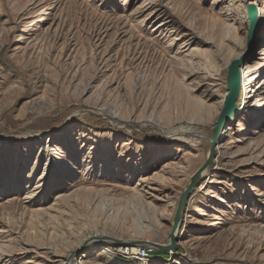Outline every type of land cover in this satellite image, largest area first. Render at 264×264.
<instances>
[{
    "label": "rangeland",
    "instance_id": "374dc122",
    "mask_svg": "<svg viewBox=\"0 0 264 264\" xmlns=\"http://www.w3.org/2000/svg\"><path fill=\"white\" fill-rule=\"evenodd\" d=\"M245 7L0 0V264H264V0L252 35ZM238 57L250 96L174 232L207 146L164 132L212 130Z\"/></svg>",
    "mask_w": 264,
    "mask_h": 264
},
{
    "label": "bare ground",
    "instance_id": "6f19581e",
    "mask_svg": "<svg viewBox=\"0 0 264 264\" xmlns=\"http://www.w3.org/2000/svg\"><path fill=\"white\" fill-rule=\"evenodd\" d=\"M248 7L252 8V12H251L252 15H250V17H248V10H247ZM245 8H246L245 9V19H246V21L248 23H252V25L254 23V27H255L256 24H259L261 22V15L263 14V12L261 10L259 11V0H246V7ZM256 40H257V38H256ZM242 60H243V58L238 57L237 59H235L234 61H232L230 63L228 68L231 66V64L233 62H235L236 64L239 62L240 65H242ZM237 66H238V64H237ZM245 69H246V67H245ZM237 75H238V78L236 79V81L234 79V83H232L233 86L230 89H227V87H226V96H224V100H223V103H222L221 111H222V109L224 107L226 99H228L229 102L231 104H233V106H235L237 108L236 101L238 99L239 93L241 91L244 92V91L249 89V87L245 84V70L243 69V67L241 68V66L240 67L238 66V74ZM253 76H254V78H256L258 76V74L256 73ZM250 86H252V85H250ZM254 87L255 86H253V88ZM255 89L257 90L256 87H255ZM250 93H251V91L248 90L247 91V97H245V99L250 96V95L248 96V94H250ZM240 95H241V93H240ZM232 109H233V107H232ZM232 109L229 110V112H227L226 114H224L225 117H224V119L222 121V122H224V124H223V126L221 127V129L219 131V136H218V138L216 140V148H214V154L219 151V149H220L219 146L221 144L220 141H221L222 137L226 133V132H224L223 127L227 123H230L232 120L235 121L236 117L238 116L239 111H241L240 109H238L236 114H235V110L236 109L234 111H232ZM221 111H220L219 115L221 114ZM231 111H232V113H231ZM104 115H107V116L111 117L112 114L109 113V112H104ZM216 126H217V120L215 121V125H214L213 128H215ZM206 131L207 130H205L200 125L189 124L188 126H186V128H179V129H176L175 131H165L164 134L172 137V139H174V140H180V141L182 140L183 143H186V144L190 145V147L194 146L198 142L199 138L202 137V141H203L205 149H206V146H208V141L210 140V136H211L210 135L211 131L209 130L207 133H206ZM190 143H192V144H190ZM178 150H179V148H178ZM206 155H207V152H206ZM205 161H206V159L204 160V163L202 164V166L196 171V173L190 179V181L194 180L193 184H196V183L200 182L203 179V177L205 176V174H207V173L209 174L211 171H213V165H214L215 161L213 160V157H212L211 160L209 161V163H211V166H210L209 170H207L205 173H203L202 176L197 177L198 172L202 169L203 165H205ZM190 181H189V183H190ZM203 190H204L203 189V184H201L199 192H202ZM178 224H179V220H178V222H177V219L172 220L171 227L174 229V232L176 231V228H177ZM174 232L170 236V239H172V240L175 239L174 237H175L176 233L174 234ZM99 237L100 238H98V236L92 237L91 238L92 242L100 239V241H98V243L100 244L101 240L103 238L104 239L106 238L105 236H99ZM103 242H101V243H103ZM167 246H168V244H167ZM136 247H137V245L131 244L129 247L126 248V251L127 252L135 251ZM93 249H95V248H93ZM167 250H169V248H167ZM71 257L72 256L69 254L68 256H66V258L63 261H60V262H55L54 261L52 263H56V264H75Z\"/></svg>",
    "mask_w": 264,
    "mask_h": 264
},
{
    "label": "water",
    "instance_id": "95a60500",
    "mask_svg": "<svg viewBox=\"0 0 264 264\" xmlns=\"http://www.w3.org/2000/svg\"><path fill=\"white\" fill-rule=\"evenodd\" d=\"M247 10H248V17H250V15H252V13H251L252 8L248 7ZM250 25H251L250 35H252V33H254V31H253L254 23H253V25H252V23H250ZM237 64L239 67L241 66L239 62ZM237 64L235 62H233L227 70V76H226V87H227V89H230L233 86L232 83H234V79L236 81V79L238 78V75H237L238 74V66H237ZM232 107H233V109H232ZM231 109H232V111H234L236 109V107L233 106V104H231L228 99H226L224 107L221 111V114L217 118V126L215 128H213L210 132L211 136H210V140L208 141L205 165H203L202 169L198 172L197 177L202 176L203 173H205L207 170H209V168L211 166V163H209V161L211 160L212 157H214V148L216 147V140L219 136V131L224 124V122H222L224 117H225L224 114L229 112V110H231ZM232 111H231V113H232ZM193 183H194V180L190 181V183L188 184V186H187V188H186V190H185V192H184V194H183V196L179 202V205L177 207V211L175 214V218H174V220L177 219V222L180 219V216L182 215L183 207H184V201L187 198V195H189V192L191 191V189L195 185Z\"/></svg>",
    "mask_w": 264,
    "mask_h": 264
}]
</instances>
